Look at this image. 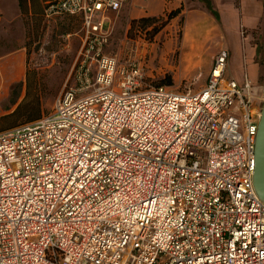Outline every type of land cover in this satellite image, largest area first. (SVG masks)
<instances>
[{
  "label": "built area",
  "instance_id": "2783aa9c",
  "mask_svg": "<svg viewBox=\"0 0 264 264\" xmlns=\"http://www.w3.org/2000/svg\"><path fill=\"white\" fill-rule=\"evenodd\" d=\"M127 0H50L80 19L74 85L0 132V264H264L253 186L260 111L214 58L198 91L104 53Z\"/></svg>",
  "mask_w": 264,
  "mask_h": 264
},
{
  "label": "rangeland",
  "instance_id": "374dc122",
  "mask_svg": "<svg viewBox=\"0 0 264 264\" xmlns=\"http://www.w3.org/2000/svg\"><path fill=\"white\" fill-rule=\"evenodd\" d=\"M145 1L147 0H128L120 11L109 14V19L105 22L108 37L104 53L115 57L119 65H125L132 60L139 61L146 77L145 82L149 85H157L168 75L171 78L170 87L174 91L200 90L205 85L207 74L201 76L200 70L185 69L180 62L186 24L182 14L183 2L156 0L153 8H156L157 14L142 16L141 9ZM44 2L45 0H30L27 13H22L18 8L23 28L20 31L12 24L5 38L15 43L18 40L23 41L27 51L26 68L31 73L29 80L34 83L26 99L25 82H22L21 87V83L11 86L8 105L13 106L14 101L18 104L23 99L26 101L38 97L40 117L51 110L56 98L64 89L74 85L78 55L83 42L80 19L76 16L61 15L48 20L43 16ZM0 7L6 13L12 10L9 0H1ZM176 8H181V13L167 20V14ZM152 16L160 18L152 26L142 27L132 23L133 20ZM154 26L158 28L156 32L153 31ZM241 33L243 36L246 34L245 31ZM253 36L255 38L256 32H253ZM188 43L190 46L189 37ZM0 91L4 89L0 87ZM262 101L264 89L258 102L254 104L252 101L253 107L260 111ZM14 122L13 119L6 120L7 124ZM3 125H0V129Z\"/></svg>",
  "mask_w": 264,
  "mask_h": 264
},
{
  "label": "crops",
  "instance_id": "0c3cea01",
  "mask_svg": "<svg viewBox=\"0 0 264 264\" xmlns=\"http://www.w3.org/2000/svg\"><path fill=\"white\" fill-rule=\"evenodd\" d=\"M9 1L12 6L10 13H6L0 7V87L4 89L0 91V117L13 111L15 104L8 105L9 89L13 85L25 82L27 70V51L23 41L18 40L15 43L5 40L12 24L20 31L23 28L17 0ZM155 2L156 0L144 2L142 16L157 14L156 8H153ZM180 2H183L182 14L186 20L181 43L182 67L200 70L201 76L206 74L208 76L215 56L225 49L230 55L226 78L235 80L239 85H242L245 79L249 81L250 99L254 104L257 103L264 89V0H180ZM211 11H215L217 17ZM196 24L203 27L202 30H198L196 50L190 52L191 44L189 46L188 37L190 40V33ZM241 31L246 32L245 36ZM253 32H256L255 38Z\"/></svg>",
  "mask_w": 264,
  "mask_h": 264
},
{
  "label": "trees",
  "instance_id": "16d2710c",
  "mask_svg": "<svg viewBox=\"0 0 264 264\" xmlns=\"http://www.w3.org/2000/svg\"><path fill=\"white\" fill-rule=\"evenodd\" d=\"M29 1L30 0H17L18 3V8L20 9V11L23 13L28 11V7H29ZM50 1V0H45L44 2V7L46 5V2ZM43 7V9H44ZM208 8H210L208 6ZM215 17H217V13L215 11H211ZM181 13V8H176L172 11H170L167 16L166 19L170 20L172 18L177 17L179 14ZM160 18L159 17H142L139 18L137 20H133L132 23L133 24H138L142 27H146V26H152V24H155ZM153 31H157L158 28L157 27H153ZM31 76V73H29V70H26V76H25V94H24V99H26L29 94L30 91L33 87V82L31 80H29ZM22 84H20L19 86L21 87ZM159 85H166V86H170L171 85V78L170 76H165L163 79H161L159 81V83L157 84ZM18 86V85H16ZM36 86V84H35ZM22 100L21 102H19L18 104H16V101L13 102V104H15V107L13 109V111H11L9 114H6L4 116L0 117V125H3V128L0 130L4 129H10L13 128L15 126L21 125V124H25V123H29L32 121H35L37 119H39L40 115H41V111H40V102H39V98L36 97L35 99H29V100ZM42 117V116H41ZM7 119H13L15 122L12 124H7L6 120ZM21 122V123H20Z\"/></svg>",
  "mask_w": 264,
  "mask_h": 264
},
{
  "label": "water",
  "instance_id": "95a60500",
  "mask_svg": "<svg viewBox=\"0 0 264 264\" xmlns=\"http://www.w3.org/2000/svg\"><path fill=\"white\" fill-rule=\"evenodd\" d=\"M255 168L253 186L261 201H264V101H262L255 139Z\"/></svg>",
  "mask_w": 264,
  "mask_h": 264
},
{
  "label": "bare ground",
  "instance_id": "6f19581e",
  "mask_svg": "<svg viewBox=\"0 0 264 264\" xmlns=\"http://www.w3.org/2000/svg\"><path fill=\"white\" fill-rule=\"evenodd\" d=\"M203 25L196 24L193 27V30L190 33V44H191V50L195 51L197 46V40L199 39V33L198 30H202Z\"/></svg>",
  "mask_w": 264,
  "mask_h": 264
}]
</instances>
